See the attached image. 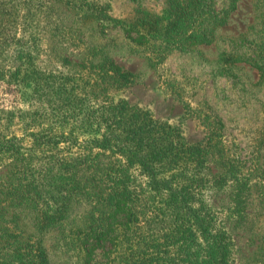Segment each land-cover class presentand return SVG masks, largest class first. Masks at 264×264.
<instances>
[{"label": "rangeland", "instance_id": "obj_1", "mask_svg": "<svg viewBox=\"0 0 264 264\" xmlns=\"http://www.w3.org/2000/svg\"><path fill=\"white\" fill-rule=\"evenodd\" d=\"M12 1L14 15L1 25V4L10 2L0 0V135L15 139L22 159L0 155V264H37V243L47 264H134V252L148 240L160 244L158 257L169 245L165 256L180 258L173 225L161 214L164 197L134 165L122 182L136 220L116 228L112 243L101 242L85 262L88 231L106 222L99 211L107 202L99 204L94 193L114 186L109 169L125 163L92 142L102 133L103 102L91 94L88 67L104 63L129 74L127 85L106 91L110 101L177 128L185 145L206 146L203 169L188 173L203 184L189 205L208 213L207 236L227 238V264H264V0H236L225 20L221 12L230 0H213L224 21L219 26L191 11L194 0H85L111 18L101 27L71 5ZM30 37L36 69L48 82L68 78L67 87L75 88L69 98L97 110L91 127L64 125L31 84L8 81L13 41ZM55 212L62 219L50 224L46 216ZM195 241L190 252L204 248Z\"/></svg>", "mask_w": 264, "mask_h": 264}, {"label": "trees", "instance_id": "obj_2", "mask_svg": "<svg viewBox=\"0 0 264 264\" xmlns=\"http://www.w3.org/2000/svg\"><path fill=\"white\" fill-rule=\"evenodd\" d=\"M52 1L56 2L58 6L59 4L71 5L76 12H85L79 17L84 18L89 15L92 19L87 18V20L98 23L99 27L103 25L102 22H108L111 19L104 13V8L89 7L85 0ZM235 1L230 0L225 10L221 12L224 15V20L227 14L234 9ZM9 2L10 5L1 4V25L8 23L9 18L14 15L12 12L14 9L13 1L9 0ZM213 6V0H194L191 11L197 16H208L216 26L222 25L224 21L216 17L217 13L213 11ZM4 18L6 20H3ZM57 19L59 23H64L63 18ZM121 28L126 30L124 26ZM13 45L15 49L10 58L14 68L12 71L6 72L8 81L31 84L33 86L32 93L44 98L46 107H49L53 111L52 115L57 116L64 125L72 122L74 127H91L96 121L94 115L97 110L85 106L89 101H73L74 99L69 98L75 90L74 87H67L69 79H55L53 82H48L46 77L31 62L30 52L31 49L35 50L33 47L34 39L30 37L26 42L22 39H16L13 41ZM89 63H93L92 60H89L88 66ZM88 69L90 70L88 74L94 76V81L90 85L91 94L94 97H99L103 102L102 106L98 108L97 120V127L101 128L102 133L99 139H94L92 142L102 150L115 151L125 163L118 160L117 165L113 169H109L113 177H116V183L113 180L114 186L109 187L107 192L94 193L99 204L105 200L107 202L99 211V220L103 222L106 220V222L104 226L100 225L88 231L81 245L85 262L91 261L92 252L96 248H100L101 242L109 240L112 243L113 237L110 238V235L117 231L116 228L126 223L127 225L132 224L136 220L137 212L134 211L136 206L131 200V193L125 189L122 181L128 168L137 165L147 179V187L154 194L164 197L160 202L163 204L165 212L161 214L163 219L169 218L173 225L174 237L177 240L172 246L175 248V255L180 256V258L176 260L177 258L165 256L168 253L166 249L169 245H163L165 248L160 251L162 257H158L160 244L148 240L134 252V264H163L162 262H170L171 264H227L229 248L227 238L222 234L207 236L212 230L211 220L207 217L208 213L189 205V201L196 194V189L202 187L203 184L199 178H196L197 176L191 177L188 173L192 172L193 175H196L203 169V160L208 151L206 146L194 148L185 145L177 128L153 120L147 111L128 106L123 101H110L106 96V91L127 85L129 83L127 72L121 71L113 64L106 66L105 63L92 64ZM84 70H86L85 67ZM18 145L15 139L0 135L1 156L15 160L22 159ZM12 168L16 169L17 166H12ZM106 178L112 179L110 176ZM23 186L20 183L18 185V187ZM241 216V214H237V221L240 220L239 217L241 218ZM46 219L50 224L57 223L62 219V214L55 212L46 216ZM195 237L201 239L204 248L190 252L192 245L197 246ZM202 245L198 244V247ZM33 251L36 252L37 264H47L45 253L38 243ZM198 252L203 254L199 260L197 259L199 257Z\"/></svg>", "mask_w": 264, "mask_h": 264}]
</instances>
